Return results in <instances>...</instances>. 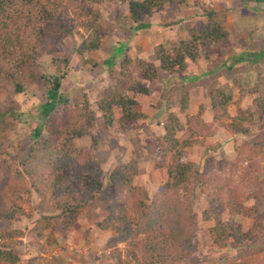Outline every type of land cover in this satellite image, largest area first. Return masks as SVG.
<instances>
[{
    "label": "trees",
    "instance_id": "1",
    "mask_svg": "<svg viewBox=\"0 0 264 264\" xmlns=\"http://www.w3.org/2000/svg\"><path fill=\"white\" fill-rule=\"evenodd\" d=\"M98 1L0 0V150L4 151L6 140L23 119L21 104L13 96L24 94L35 81L45 80L48 88L46 101L39 108L41 125L33 128L34 141L27 156L18 164L14 156L0 155V225L4 220L33 215L31 197L36 193L40 199V215L29 234L41 237L50 230V239L54 242L67 236L82 210L105 189L102 160L97 154L100 141L93 132L97 112L109 130L116 121L125 129L131 123L146 119V113L137 109V96L149 92L144 81L157 80L160 69L169 77L181 74L189 60L197 61L205 55V50L227 42L230 37L226 17L205 0H196L198 15L205 17V21L193 26L188 38L177 40L171 52L163 44L159 45L156 52L159 64L132 57L126 48L119 64L112 57L108 59L113 83L99 92L96 108H92L86 94L83 100L72 102L61 92L66 71L59 61L67 63V60L53 58L54 71L41 72L38 58L54 52L63 37L82 29L77 51L86 55V63L97 65L90 52L100 48L101 39L107 34L99 21L101 13L95 5ZM102 1L122 2L124 8L116 13L122 21L134 22L135 30L149 27L145 19L162 11L166 4L173 8L188 4V0ZM187 18L168 20L162 25L165 28ZM263 55L260 52L235 57L232 63L245 64L248 71L257 75L258 83L245 86L239 75L232 74L241 92L237 100L224 85L213 86L211 121L201 118L203 105L198 113L188 114L185 122L175 112L169 115L164 123L165 132L157 139L168 178L154 195L135 185L139 173L137 159L120 162L109 172L106 184L110 192L109 212L97 224L115 232L114 244L125 243L130 264H175L192 254L198 229V214L192 203L196 188L206 194L208 206L202 214L205 220L214 221L211 232L219 247L223 248L227 240L241 247L249 241H264V212L257 205L244 207L252 197H264L261 166L264 140L237 146L233 161L208 157L201 170L188 159L185 150L193 143V135H214L221 128L232 134L247 133L257 116L264 118V96L259 94L264 84ZM247 95L252 96V102L245 107L242 102ZM57 104L62 105L61 110ZM180 105V110L185 112L189 106L187 94L182 96ZM233 105L235 113L231 110ZM117 108L121 109L118 118ZM184 128L191 133V139H179L177 133ZM87 136L91 139L90 146L77 144V138ZM245 161L249 163L243 166ZM231 175H238L249 190L237 189L232 195ZM24 204H28L27 210ZM226 209L251 217L253 224L244 231L233 220L222 219ZM25 235L19 228L0 230V263L22 264L15 247ZM260 251L240 249L236 256L238 264H264ZM216 260L210 264H220Z\"/></svg>",
    "mask_w": 264,
    "mask_h": 264
},
{
    "label": "rangeland",
    "instance_id": "2",
    "mask_svg": "<svg viewBox=\"0 0 264 264\" xmlns=\"http://www.w3.org/2000/svg\"><path fill=\"white\" fill-rule=\"evenodd\" d=\"M195 1L188 0V4L182 8H173L166 4L163 11L153 16L155 25H158L156 19L162 24V22L185 16L188 18L183 22L168 24L165 28L164 26L154 29L143 28L144 30L142 29L137 38L134 37V24L131 21H122L116 13L124 8V4L122 2L112 4L99 0L95 5L100 10L99 21L107 30V34L102 37L100 48L90 52L91 57L97 61V65L86 63V55L77 51V45L82 40L81 29L79 32L63 37L55 45L54 52H46L39 56V70L54 71L53 58L67 60V63L59 61L66 71L61 92L72 102L83 100L86 94L92 108H96L99 92L113 83L109 75L108 59L112 57L115 64H119L124 53L122 51L126 48L132 57L139 56L159 64L156 58L159 45L163 44L171 52L177 40L188 38L190 29L193 26H200L205 21V17L198 15ZM205 2L226 17V27L230 37L227 42L214 44L207 51L205 50V55H201L197 61L189 60L187 67L182 71L184 75L198 73L204 69L200 76L204 78L201 81L189 80L184 83L183 78L180 80L176 77L180 74L169 77L160 69L157 80L144 81L149 87V92L137 96V109L146 113L148 117L129 124L125 129L119 125L118 121L114 123L111 130L107 129L101 113L97 112L93 132L100 141L97 154H100L102 160V179L105 189L98 192L97 198L82 210L77 223L70 227L67 236L59 237L56 242L50 239V230L41 237L29 234L40 215L38 211L40 199L36 193H33L31 197V204L35 209L33 215H23L11 221L4 220L0 225V230L13 227L26 232L25 236L19 238V243L15 247L22 264H130L125 243L114 244L115 232L103 229L97 224L109 212L110 192L106 184L111 169L120 162L137 159L139 173L135 179V185L138 188L147 189L151 196L154 195L168 178L166 167L161 163L163 158L157 147V139L165 132L164 123L169 115L175 112L185 122L188 114L198 113L200 106L203 105L204 112L201 118L211 121L210 91L213 86L224 85L234 93V100H237L241 92L232 74L239 75L245 86L258 83L257 75L248 71L245 64L232 62L238 54L253 55L264 52V0H205ZM148 20H152L151 17L145 19V21ZM262 63L264 66V57ZM231 64L234 67L229 70L228 67ZM47 89L45 80L35 81L30 84L24 94L13 96L21 104L23 119L6 140L4 151L0 150L1 157L12 155L19 164L27 156L30 145L34 141L33 128L41 125L39 108L46 101ZM184 94L189 96V106L185 112H182L180 103ZM259 94L264 96V84L261 85ZM251 102L252 96L247 95L242 103L247 107ZM57 109L61 110L62 105L57 104ZM231 110L235 113V105L231 107ZM120 114L121 109L117 108L116 118ZM177 135L180 140L191 139L192 136L186 128L179 130ZM193 136V143L185 148L186 155L196 168L201 170L208 157L233 161L237 146L243 142L263 141L264 118L257 116L247 133L232 134L221 128L214 135ZM76 142L80 146H90L91 139L87 136L77 138ZM248 163L245 161L243 166ZM261 166L264 180V158ZM229 177V186L232 185L234 192L232 195L237 189L249 190L247 184L240 181L238 175ZM192 203L198 214L197 235L193 240L195 247L188 258L175 264H210L213 259H217L216 261L220 264H238L236 256L242 248L247 251L261 250L260 256L264 257V241L262 240L249 241L244 247L227 240L223 248L219 247L215 241V235L211 232L214 221L205 220L202 214L208 203L206 194L201 188L195 189ZM250 205H257L258 209L264 212V197L258 199L252 197L244 203L245 208ZM24 208L27 210L28 204H24ZM222 219L233 220L244 231L253 224L251 217L234 213L229 209L224 211Z\"/></svg>",
    "mask_w": 264,
    "mask_h": 264
},
{
    "label": "crops",
    "instance_id": "3",
    "mask_svg": "<svg viewBox=\"0 0 264 264\" xmlns=\"http://www.w3.org/2000/svg\"><path fill=\"white\" fill-rule=\"evenodd\" d=\"M163 11V10H162ZM161 12V11H160ZM159 12H157L156 14H154L153 16H155V15H157ZM153 16H151V19L152 20H148L147 22H149L150 23V26L149 27H147L146 29H154V28H157V27H163V23L164 22H162V24H161V21H158L157 19H156V21H157V24L158 25H155L154 24V19H155V17H154V19H153ZM132 24H134L135 25V23L134 22H132ZM144 30V29H143ZM142 31V29L141 30H135L134 32H135V35H134V37H137L138 38V36H139V33ZM114 51H115V47H114ZM202 71H205L204 69L203 70H201V71H199L198 73H187V74H180V76H176L178 79H180V80H182L181 79V77L184 79V80H186V81H184L183 80V82L185 83V82H188L189 80L190 81H201L204 77H200L201 76V73H202ZM206 73V72H205ZM175 77V76H174ZM180 77V78H179Z\"/></svg>",
    "mask_w": 264,
    "mask_h": 264
}]
</instances>
